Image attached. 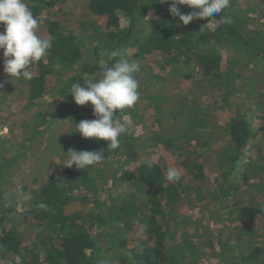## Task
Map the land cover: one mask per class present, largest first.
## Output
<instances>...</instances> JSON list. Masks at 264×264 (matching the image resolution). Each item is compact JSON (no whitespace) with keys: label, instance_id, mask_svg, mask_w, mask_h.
<instances>
[{"label":"trees","instance_id":"16d2710c","mask_svg":"<svg viewBox=\"0 0 264 264\" xmlns=\"http://www.w3.org/2000/svg\"><path fill=\"white\" fill-rule=\"evenodd\" d=\"M64 1L25 0L34 16L40 21L47 10V13L53 9L61 10ZM237 2L238 0H231L230 6L236 5ZM250 3L256 12H264V0H252ZM169 7L170 3H161L160 0H88V9L93 20L100 21L102 25L89 20L83 31L86 32L95 27L103 31L106 39L104 44L107 43L102 60L105 62L104 67L111 66L113 61L108 60L107 54L116 50H125L130 61H139L141 72L137 74V79L138 76L148 75L145 69L151 76L143 85L147 91L150 90V86L153 88L156 86V80L158 83H164L168 77L172 76L178 78L177 82L181 79L189 82L194 88L205 86L211 92L225 88V94L228 96L234 94L235 84L242 81L238 80L242 79L241 77L251 79L252 82H249L255 86L253 83H256V79L249 72L252 67L256 69L258 66H263L264 68V27L259 25L257 27L258 22L256 21V26H253L250 20L244 19L241 14L228 13L229 8L223 10L220 16L194 20L185 26L178 17L165 15ZM178 7L183 14L192 11L186 5ZM149 13L152 17L148 20L145 15ZM260 13V18L264 19V13ZM225 16L231 19L230 24L220 23ZM262 19L257 20L260 22ZM39 34L50 40L51 48L42 60L30 66L33 78L25 82L29 102L34 104L35 101L46 98L47 85L51 82L54 69H64L69 76V81L67 80L69 85L62 86L58 100L50 103V111L36 113L32 134L24 140L15 155L3 158L0 148V187L6 180L4 177L9 176L7 173L11 170V166L25 155L27 145L39 137L41 132L47 131L48 133V130L54 129L48 143L54 140L58 135L55 130L57 128H53L56 123H68L67 129H72L69 143L74 145L76 151H101L104 158L98 165L84 170L77 169L75 166L65 167V164L60 162L61 154L59 153L60 151L65 152V145L60 142L55 153L56 162L60 163L59 169H53L48 178L39 184L40 187L33 191L32 210L27 211L17 222L6 219L5 210H0V262L16 264V257L19 256L20 264H98V260L104 258L102 254L109 253V250L99 242L102 229L108 225V209L106 208L104 212L107 206L103 207L96 196L102 187L98 191L93 189L96 181L103 183L113 180L117 182L119 188L122 184L125 185L128 190L124 191L131 196L134 204L138 203L135 210L128 208L126 210L128 215L135 217L141 228L138 231L130 226L128 233H138L137 241L129 236L126 243L118 240L110 257L108 255L104 258L107 260L106 263L115 264L117 260L116 264H178V256L173 253V247L169 245L171 235L169 231L184 228V225L180 226V223L176 221L179 215H176L174 211L179 210L177 204L189 188H193L192 183L195 184L197 181L198 185L195 189L199 190L200 184L205 179V171L208 168L203 164L204 160L201 158L203 155L198 151L208 145L207 140L203 139L199 142L191 137L192 134L189 136L184 133H181V137L185 139L181 138V140L175 137L159 138V142H164L167 150L174 152L177 161L174 160L173 164H178L180 160L183 161L179 164L186 171L181 175V178L187 179L183 184L180 180L169 183L165 179V172L172 166H160L152 160V166L149 167L148 161L151 159L143 161V164L139 163L136 166V172L131 170L120 172L113 169L106 173V170L103 171L104 161L109 158L113 159L117 155H125L137 163L138 148L141 147L142 142L138 137L126 132L120 137V146L112 150L107 148L105 141L83 139L75 132V126L80 121L96 118L90 103L78 106L70 95L73 84L79 83L83 86L87 81L78 69L82 60L79 40L72 31L61 27L55 17L39 24ZM224 52L230 56L226 63L228 56ZM155 71L156 73L152 74ZM87 72L91 71L87 70ZM150 80L154 82L147 83ZM259 95L264 98V93ZM223 96L224 94L221 95L222 100ZM158 98L160 97L153 95L151 98L150 94L146 95L145 92L140 96V99L155 101L154 108L159 113L161 108ZM137 104L140 103L137 102ZM181 105L186 106L184 103ZM135 107L136 105L131 108L132 112L128 111L131 109H125L120 114L114 113V118L119 115L118 121L126 122V126L130 123L136 124L135 119L141 118V115L138 114L139 111L136 112L137 107ZM188 114L187 120L184 121L187 129L196 131L208 126L206 117L208 113L204 109H198V112L191 110ZM132 115L135 117L131 119ZM201 116L203 117L197 122ZM141 129L143 131V128ZM222 134L227 140V145L217 159L210 160V164L216 167L212 176L213 185L218 183L220 192H225L224 186L229 182L233 173H240L243 184L251 182L244 161L252 154L249 146L252 133L245 118L235 116L223 127ZM178 140L181 142L179 141L176 145L175 141ZM194 142L197 148H190ZM0 143L5 144L3 148L13 147L7 144V140L1 138ZM66 145L69 144L66 143ZM188 153L189 156H187ZM250 166L254 165L251 164L248 168H252ZM224 169L226 179L222 185L219 179L222 178ZM251 172L256 175V172L252 170ZM137 190L142 191V194L134 198ZM224 194L232 196L235 191L228 193L227 190ZM3 198H8V196L0 190V204ZM41 202L48 206L47 211L37 207ZM260 206L258 203L244 205L242 201L235 203L234 200L230 227H234L235 237L234 239L229 237L222 239V230L225 227L219 230L217 236L213 234L221 227V224L216 221L214 223L216 226L211 229L206 241H203L205 252L211 259L221 262L220 264H264V248L253 246L250 252H242L240 247L233 248L243 240L244 248L251 247L250 237L251 240H256L255 244L261 240L251 229V226L264 213V208ZM68 208H71V211L67 212ZM26 221L32 230L30 239L24 237V232L19 233L16 230L18 223L21 225ZM198 232L196 237L200 236L202 229ZM245 236H248L249 240H246ZM235 242L237 244H234ZM190 244L191 241L186 237L176 249L179 253L181 252L180 261L183 260L186 264H189V259L192 264L194 262L191 258L186 260L182 254L183 250L191 247ZM97 245L101 256L97 255L95 258L90 256V252ZM230 249L235 251L231 253Z\"/></svg>","mask_w":264,"mask_h":264},{"label":"rangeland","instance_id":"374dc122","mask_svg":"<svg viewBox=\"0 0 264 264\" xmlns=\"http://www.w3.org/2000/svg\"><path fill=\"white\" fill-rule=\"evenodd\" d=\"M251 1L238 0L237 4L230 6L227 11L228 13H233V15H243L244 19H249L253 26H256V21L258 22L257 27L258 25L264 27V19L260 18V12H256L254 7L251 6ZM53 10H50L49 13H47V10L43 14V19L40 23L55 17V20L61 24V27L69 29L77 36L82 52V60L78 69L87 81L95 79L100 72L99 64L104 59L106 50L104 47L107 43L104 44L106 39L99 27L86 32L83 31L87 22L93 20L88 9V0H65L61 6V10ZM165 15H170L169 8L166 9ZM145 17L149 20L152 14H146ZM257 19L262 20L259 22ZM252 21L254 22L252 23ZM95 22L98 25H102L100 21ZM3 31L4 26L0 25V32ZM224 54L228 56L225 60L226 63V61H229L230 56L226 52ZM262 67L258 66L256 69L254 67L250 69L249 73L256 79V83H253L255 86L251 85V79L248 80L246 77H241L242 79L238 80L242 81H238L235 84L236 88L235 90L233 89L234 94L229 96L225 94V88L213 92L205 86L194 88L191 87L189 82L182 81L181 79L177 82L178 78L176 76L168 77L164 83H158L156 80V86L154 88L150 86V90L147 91L145 90L146 88H143V85L151 77L150 73L145 69L148 75L145 77L138 76V91L140 96L145 92L146 95L150 94L151 98L152 95L160 97L158 98V102L160 103L161 112L155 111V101L153 100L140 99L138 101L140 104H136V112L139 111L138 114L141 115V118L135 119L136 124L132 125L130 123L127 125L128 134L138 137L139 141L142 142L141 147L138 148V162L134 163V161L125 155H117L113 159L109 158L104 161L103 171L106 170L105 172L107 173L110 170L117 169L120 172L126 170L136 172V166L139 163L141 164L143 161L151 159L160 166L170 165L177 167L182 174H185V169L179 165L183 161L180 160L178 164H173L175 160L174 152L167 150L164 142H159V138L164 136L166 138H180L181 140V138L185 139V137H181V133H184L189 136L192 134L191 137L199 142L203 139H206L208 142V145L203 146L198 151L203 155L201 157L204 160L203 164L208 168L205 171V179L200 184L199 190L195 189L198 182L192 183L193 188H189L177 204L179 210L174 211L176 215H179L176 221L180 223V226L184 225V228L179 230H177L178 228L176 230L171 229L169 231V235L171 233L169 245L173 247V253L178 256V264H186L183 260L180 261L179 255L181 252L176 251L179 244L181 245L186 237L191 241V247L182 251L186 260L191 258L194 261L193 264L221 263L208 256V253L205 252V242L203 241H206L211 229L216 226L214 225L216 221L221 224V227L220 229L217 228L218 231L215 230L213 234L217 236L219 230L225 227L222 230V239L225 240L226 237L234 239L235 229L234 227H230L234 212L232 207L234 200L235 203L242 201L244 205L258 203L259 206L261 205L260 207L264 208V129H262L264 128V98L259 95L260 93H264V68ZM87 70L91 72L88 73ZM154 73L156 71L152 72V74ZM68 78L69 76L64 72V69H54L51 82L47 85L48 92L46 93V98L35 101L32 104L27 97L26 80L23 78L10 79L4 73L3 51L0 50V85H3V87H0V138L7 140V144L13 145L11 149H8V147L3 148L4 143H0L3 158L11 157L18 152L20 145L32 134L36 113L38 111L47 112L51 110L50 103L58 100V94L64 84L65 86L69 85ZM153 82L154 80H150L147 83ZM222 94H224L223 100ZM181 103L186 104V106H182ZM198 109H204L208 113V116H206L208 126L196 131L194 129H187L184 121L187 120L189 111L195 110L198 112ZM128 111L132 112V109ZM130 112L128 113L130 114ZM235 116L245 118L248 125H250L252 133V138L249 142L252 154L247 156L244 161L251 182L243 184L240 173H233L230 176L229 182L226 185L224 184V189L228 190V193L235 191L236 196L235 194L229 196L228 194H224L226 191L220 192L218 183L213 185L212 176L216 167L211 166L210 160L217 159V156H220V152L227 145L226 138L222 136V130L228 121ZM134 117L132 115L131 119ZM202 117H199L197 122ZM67 127H69L68 123H56L53 128H57L55 130L58 135L50 143H48L49 137L54 133V129L51 128L48 130V133L47 131L41 132L39 137L27 145L24 151L25 155L20 157L11 166V170L7 173L9 176L7 178L4 177L6 180L0 187L5 196H8V198H3L0 204V210H5L4 217L6 219H12L17 222L27 211L32 210L33 191L40 187L39 184L48 178L53 169H59L60 163L56 162L55 153L60 142L65 145V152H59L62 164H65L69 159L66 155L69 150H76L74 145L69 143L71 141L72 129H67ZM141 128H143V131ZM180 140L175 141L176 145ZM66 143L69 145H66ZM190 148H197L195 142ZM187 156H189V153ZM190 157L193 158L192 156ZM251 164L254 166L248 168ZM251 170L256 172V175H253ZM224 171L225 169L223 173ZM222 175L219 183L223 185L226 176L225 173ZM186 180L181 178V184L184 181L186 182ZM94 186V191H98L102 187L96 196L98 201L103 204V207L107 206L104 208V212H106V208L108 209V225L105 229H102L103 232L99 237L100 244L109 250L108 254H102L105 258L108 255L110 257L118 240L126 243L129 236L134 241H137L138 233L130 234L128 230L130 226L135 227L138 231L141 227L136 222L135 217L128 215L126 208L135 210L138 207V203L134 204L131 196L127 195L126 191H124L128 190L125 185L122 184L123 188H119L117 182L113 180L103 183L96 181ZM141 194L142 191L139 192L137 190L134 193V198L140 197ZM68 211H71V208H68ZM251 227L252 231L261 239L257 242L258 244H255L256 240H251L252 238L250 237L249 245H252L251 247L244 248L245 242L243 240V242H239L238 244L235 242L234 244H237V246L233 248L237 249L240 247L242 252H250L254 248L253 246L264 248V213L260 215L259 219ZM201 229L200 236L196 237V234ZM16 230L19 233L24 232V237L30 239L32 230L30 224L28 225V221L21 225L18 223ZM245 239L249 240V237L245 236ZM193 245L195 246L192 247ZM98 248V245L94 247L90 252V256L95 257L98 255L100 257L101 253L98 252ZM233 251L235 250L230 249L229 252L233 253ZM104 258H100L98 264H108ZM115 261L117 262V260ZM188 263L192 264V261L189 259Z\"/></svg>","mask_w":264,"mask_h":264},{"label":"clouds","instance_id":"9594fccd","mask_svg":"<svg viewBox=\"0 0 264 264\" xmlns=\"http://www.w3.org/2000/svg\"><path fill=\"white\" fill-rule=\"evenodd\" d=\"M170 3L169 13L173 18L187 26L194 20L220 16L223 10L230 7L231 0H160ZM186 5L192 9L183 14L178 6ZM227 16L220 23L230 24ZM40 20L34 16L25 0H0V25L4 31L0 32V50L3 51L4 73L12 78L31 80L33 72L30 66L42 60L51 48V42L38 33ZM108 60L111 66L104 67L95 79L88 80L82 86L79 83L71 86L70 95L78 106L91 104L95 119H85L75 126V132L83 139H93L107 142V148L115 150L120 146V137L127 132L126 122L118 121L114 113L119 114L125 109L133 108L140 99L137 74L141 72L139 61H130L125 50L111 51ZM3 87V85H0ZM69 159L65 167L84 170L98 165L103 155L96 151L69 150ZM152 166V160L148 161ZM181 171L177 167H169L165 172V179L174 183L181 179ZM38 208L48 210V206L41 202ZM21 258L16 257V264ZM2 264V262H0Z\"/></svg>","mask_w":264,"mask_h":264}]
</instances>
